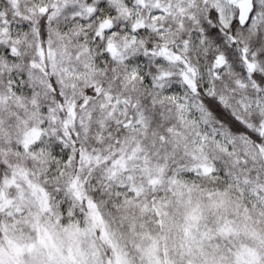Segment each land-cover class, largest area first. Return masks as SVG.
I'll list each match as a JSON object with an SVG mask.
<instances>
[{"label":"snow or ice","instance_id":"1","mask_svg":"<svg viewBox=\"0 0 264 264\" xmlns=\"http://www.w3.org/2000/svg\"><path fill=\"white\" fill-rule=\"evenodd\" d=\"M0 264H264V0H0Z\"/></svg>","mask_w":264,"mask_h":264}]
</instances>
